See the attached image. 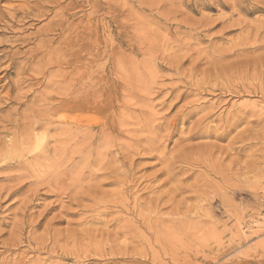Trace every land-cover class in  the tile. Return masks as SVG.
Returning <instances> with one entry per match:
<instances>
[{"label":"rangeland","instance_id":"374dc122","mask_svg":"<svg viewBox=\"0 0 264 264\" xmlns=\"http://www.w3.org/2000/svg\"><path fill=\"white\" fill-rule=\"evenodd\" d=\"M43 1L0 0V148L46 135L0 160V264H264V0ZM79 45L113 96L76 124L123 131L92 149L66 113L46 125L75 77L53 63ZM204 113L210 136L189 139Z\"/></svg>","mask_w":264,"mask_h":264},{"label":"bare ground","instance_id":"6f19581e","mask_svg":"<svg viewBox=\"0 0 264 264\" xmlns=\"http://www.w3.org/2000/svg\"><path fill=\"white\" fill-rule=\"evenodd\" d=\"M41 1H43V0H41ZM71 1V0H70ZM196 1V0H195ZM243 1V0H242ZM38 2H39V0H38ZM44 2V1H43ZM239 2V1H238ZM26 3V2H25ZM56 3V2H55ZM66 3V2H65ZM68 3V2H67ZM66 3V4H67ZM240 3V2H239ZM51 4H54V2L52 3L51 2ZM249 4V3H248ZM28 5H30V4H28ZM34 5V4H33ZM243 5V4H242ZM259 5V4H258ZM21 6H24V5H21ZM69 7V6H68ZM247 7V6H246ZM249 7V6H248ZM24 8H25V6H24ZM245 8V7H244ZM17 9V8H16ZM25 9H27L28 10V8L26 7ZM31 8L29 7V10H30ZM36 9H38V8H36ZM59 9V8H58ZM181 9H184V8H182L181 7ZM242 9H243V7H242ZM249 9V8H248ZM15 10V9H14ZM14 10H12V11H14ZM19 10V9H18ZM234 10V9H233ZM244 10V9H243ZM55 11V10H54ZM60 11V10H59ZM254 11H256V12H264V8H261L260 6L259 7H255L254 8V10L252 11V12H254ZM46 12V11H45ZM246 12H247V10H246ZM32 13V12H31ZM245 13V12H244ZM251 13V12H250ZM40 14H42V13H40ZM62 14V13H61ZM246 14V13H245ZM46 15V14H45ZM56 16H54V17H57V16H59L60 15V13L58 14V12L55 14ZM9 16V15H8ZM14 16V15H13ZM27 16V15H26ZM64 16V15H63ZM166 16V15H165ZM3 17V16H2ZM15 17V16H14ZM35 17V16H34ZM6 18V17H5ZM21 18V17H20ZM27 18V17H26ZM66 18H68V17H66ZM66 18H64V19H66ZM90 18V17H89ZM75 19V18H74ZM232 19V18H231ZM243 19V18H242ZM258 19V18H257ZM88 20V19H87ZM211 20V19H210ZM209 20V21H210ZM240 20V19H239ZM90 21V20H89ZM89 21H87V22H89ZM64 22H65V20H64ZM68 22V21H67ZM104 22V21H103ZM208 22V21H207ZM5 23V22H4ZM165 23V22H164ZM201 23V22H200ZM69 24V23H68ZM230 24V23H229ZM228 24V25H229ZM240 24H242L241 22H240ZM240 24H238V25H240ZM261 24V23H260ZM83 25V24H82ZM262 25V24H261ZM63 26H65L64 25V23L63 22H60L59 24H57V27H59L61 30L60 31H62V29H63ZM88 26V25H87ZM87 26H84L83 27V30L82 31H76V28L74 27V28H68L67 30H63V38H65L66 40H67V43H65V44H67L68 46H69V44H71L72 45V43L74 42V39L75 38H78L79 37V35L80 34H82V33H84V32H88V30L91 32V31H93V28H92V25L89 27V28H87ZM192 26V25H191ZM207 26V25H206ZM235 26V25H234ZM49 29H50V27L51 26H47ZM45 28V27H44ZM194 28V27H193ZM205 28V27H204ZM49 29H48V31H49ZM65 29V28H64ZM200 29V28H199ZM254 29V28H253ZM261 29V28H260ZM263 29V28H262ZM45 30H47V29H45ZM44 30V31H45ZM184 30V29H183ZM43 31V32H44ZM50 31H52V30H50ZM59 31V30H58ZM253 32V31H252ZM259 32V31H258ZM46 33H47V31H46ZM49 33H52V32H49ZM257 33V32H256ZM48 34V33H47ZM61 34V33H60ZM61 34V35H62ZM253 34V33H252ZM46 35V34H45ZM49 35V34H48ZM262 35V34H261ZM260 35V37L259 38H261L262 36ZM44 36V35H43ZM110 37V36H109ZM254 38H255V36H253ZM258 37V36H257ZM252 38V37H251ZM64 39V40H65ZM244 39H245V37H244ZM264 39V38H263ZM40 40V39H39ZM254 40V39H253ZM247 41H248V39H247ZM246 41V42H247ZM41 42V41H40ZM44 42V40H42V43ZM46 42V41H45ZM48 42V41H47ZM95 42V41H94ZM250 42H251V40H250ZM253 42V41H252ZM256 42V41H255ZM107 43V42H106ZM254 43V42H253ZM258 43V40H257V42L255 43V44H257ZM48 44V43H47ZM51 44V43H50ZM49 44V45H50ZM64 44V45H65ZM263 43H261V45H262ZM253 45V44H252ZM39 47V46H38ZM47 47V46H46ZM45 47V48H46ZM49 47V46H48ZM75 47L76 46H74L73 48H70V52H71V58L69 57H67V55L65 54V53H62L61 51H60V53H61V57H59V58H57L55 61H54V63L53 64H56L57 65V67L59 68V73L58 74H60V72L62 73V75H68V69L69 70H71L72 72H70V76L71 75H73V76H75L74 78H70L71 79V85H70V87H69V89H68V94H66V92H65V90L63 91V92H65V94L67 95L66 97H67V99L66 98H64V99H60V100H56L55 99V101H57L56 102V106H53L52 108H47L45 111H46V113H49L48 115L51 117L50 119H48L47 120V123H46V125L48 126H50V124L53 122V118L55 117V116H57L59 113H66L65 115H61V116H63L62 117V119L63 120H65V122H62V124H69V125H75L77 128H75L77 131V134L79 133V134H81V137H82V141H83V144L86 146V149H92V148H94L95 147V145H100V144H102V143H106L107 145H110L113 141L112 140H116L117 138H120L121 136L120 135H122V133H123V131H122V127L120 128V129H118L119 128V126H117V125H115V122L114 121H108L107 120V122H103V123H99V124H97V126L98 127H96V128H94L93 126H87V127H84V126H79V125H77L76 123H78V122H76L77 121V119H76V116L78 115V114H81V115H84V114H87V113H102V112H104V109H106V107H107V101L109 100V98L111 97L112 98V91H111V89H108V88H103V86L101 85L102 84V82H103V80H105L104 79V77H97L96 76V72L95 71H93L92 70V68H90V69H86L84 72H83V70L82 69H84V68H82L83 66L84 67H89V64L88 63H86L85 61H84V59H83V57H78V56H76V53L78 52V51H80L81 49H84L85 47L84 46H82V45H79L77 48L78 49H75ZM36 48V47H35ZM58 48V47H57ZM64 48V47H63ZM37 49H39V48H37ZM52 49V50H51ZM68 49V48H67ZM90 49V48H89ZM228 49H230V48H228ZM73 50V51H72ZM218 50H220V49H218ZM243 50V49H242ZM231 51V50H230ZM241 51V50H240ZM95 52V51H94ZM221 52V51H220ZM237 52V51H236ZM245 52V51H244ZM244 52H241L242 54H245ZM248 52V51H247ZM45 55L44 56H47L48 57V59L49 60H53V58H54V56L55 55H57V53H58V50H56L55 48H53L52 46H51V48H50V50L48 51L47 50V52L45 51ZM85 53V52H84ZM87 53V52H86ZM96 53V52H95ZM223 53V52H222ZM89 54V53H88ZM109 54V53H108ZM240 54V53H239ZM239 54H236L237 56L239 55ZM32 55V54H31ZM70 55V54H69ZM68 55V56H69ZM82 55V54H81ZM215 55V54H214ZM11 56V55H10ZM102 56V55H101ZM135 56H137V55H135ZM181 56V55H180ZM202 56V55H201ZM240 56H242V55H240ZM183 57V56H182ZM199 57V56H198ZM219 57V56H218ZM41 58V57H40ZM100 58V57H99ZM178 58V57H177ZM181 58V57H180ZM185 58H186V56H185ZM207 58V57H206ZM215 58V57H214ZM9 59V58H8ZM135 59V58H134ZM153 59V58H152ZM184 59V58H183ZM226 59V58H225ZM228 59V58H227ZM37 60V59H36ZM97 60V59H96ZM207 60V59H206ZM225 61H227V60H225ZM30 62V61H29ZM96 62V61H95ZM136 62V63H135ZM135 62H132L131 61V65H132V69H133V67H135L134 65L135 64H137V61H136V59H135ZM35 63V62H34ZM133 63H134V65H133ZM145 63V62H144ZM146 64V63H145ZM129 65V64H128ZM147 65V64H146ZM207 65H208V63H207ZM212 65H214V64H212ZM260 65V64H259ZM96 66V65H95ZM126 66V65H125ZM130 66V65H129ZM137 66H139V64L137 65ZM136 66V67H137ZM104 67V66H103ZM120 67V66H119ZM57 68V69H58ZM99 68V67H98ZM102 68V67H101ZM100 68V69H101ZM117 68V67H116ZM122 68H124V67H122ZM127 67H125V69H126ZM129 68V67H128ZM140 68V67H139ZM138 67H137V69H139ZM146 68V67H145ZM64 69H67V72H65V70ZM94 69V68H93ZM130 69V68H129ZM136 69V68H135ZM244 69V68H243ZM22 70V69H21ZM99 70V69H98ZM117 70V69H116ZM119 70H120V68H119ZM118 70V72L120 73V71ZM100 71V70H99ZM122 71V70H121ZM136 71V70H135ZM139 71V70H138ZM95 72V73H94ZM102 72V71H101ZM106 72V71H105ZM123 72V71H122ZM121 72V73H122ZM24 73H25V71H24ZM45 73V72H44ZM103 73H104V71H103ZM135 73V72H134ZM137 73V72H136ZM197 73V72H196ZM124 74V73H123ZM19 75V74H18ZM130 75V74H129ZM132 75V74H131ZM133 75H135V74H133ZM140 75V74H139ZM119 76H121V75H119ZM72 77V76H71ZM135 77V76H134ZM151 77V76H150ZM64 78H67V77H64ZM132 78V77H131ZM137 78V77H136ZM19 79V78H18ZM68 79H69V77H68ZM70 79H69V81H70ZM8 80V79H7ZM61 80V79H60ZM65 80H67V79H65ZM65 80L63 81V82H65ZM144 80V79H143ZM131 81V80H130ZM133 81H135V80H133ZM138 81V80H137ZM17 82V81H16ZM13 83V82H12ZM58 83H60V81L58 82ZM140 83V82H139ZM150 83V82H149ZM16 84V83H15ZM124 84V83H123ZM143 84V83H142ZM209 84V83H208ZM17 85H19L18 83H17ZM63 85V84H62ZM61 85V86H62ZM115 85V84H114ZM195 86H196V84H194ZM13 86H14V83H13ZM106 86V85H105ZM201 86V85H200ZM203 86V85H202ZM64 87L66 88V86L64 85ZM63 87V89H65ZM18 88H19V86H18ZM62 88V87H61ZM141 88V87H140ZM261 88V87H260ZM88 89H90V90H88ZM122 89V88H121ZM120 89V90H121ZM133 89V88H132ZM21 90V89H20ZM62 90V89H61ZM136 90V89H135ZM176 90V89H175ZM257 90V89H256ZM259 90V89H258ZM187 91V90H186ZM63 92H62V95H63ZM122 93V92H121ZM139 93V92H138ZM123 94V93H122ZM177 94V93H176ZM180 94V93H179ZM126 95V94H125ZM237 95V94H236ZM263 95V94H262ZM61 96V95H60ZM59 96V97H60ZM144 96H146V95H144ZM150 96V95H149ZM180 96V95H179ZM65 97V96H64ZM175 98V97H174ZM10 99V98H9ZM108 99V100H107ZM133 99V98H132ZM178 99V98H177ZM113 100V99H112ZM116 100H117V98H116ZM140 100V99H139ZM185 100V99H184ZM55 101H53L54 103H55ZM141 101V100H140ZM178 101V100H177ZM197 103V102H196ZM49 104V103H48ZM136 104H137V102H136ZM192 104V103H191ZM47 106H50V105H47ZM140 106V105H139ZM170 106V105H169ZM189 108V107H188ZM112 109V108H111ZM114 109V108H113ZM113 109L112 110H109L108 111V113L107 114H109V113H111L112 114V116H113V114H114V111H113ZM182 110V109H181ZM40 112V111H39ZM182 112V111H181ZM180 112V113H181ZM207 112V111H206ZM37 113V112H36ZM241 113V112H240ZM40 114H41V112H40ZM205 114V113H204ZM230 114V113H229ZM205 115H207V114H205ZM37 116V115H36ZM109 116V115H108ZM162 116V115H161ZM220 116V115H219ZM231 116V115H230ZM45 117V116H44ZM82 117H84V119H85V116H82ZM115 117V116H114ZM176 117V116H175ZM26 118H27V116H26ZM87 118V117H86ZM107 118V117H106ZM105 118V119H106ZM113 118V117H112ZM112 118H110V119H112ZM177 118V117H176ZM182 118V117H181ZM206 118H209V119H212L213 118V116H209V114L207 115V116H205V117H201V119L200 120H198V122H196V123H198L192 130H191V134H192V136H190L189 137V139H195V138H203V137H208V136H210V132L207 130V131H203V130H201V126L203 127V125H202V123H204V121L203 120H206ZM217 118V117H216ZM36 119V118H35ZM34 119V120H35ZM61 119V120H62ZM89 119H90V117H89ZM105 119H104V121H105ZM208 119V120H209ZM228 119H229V117H228ZM24 120H26L25 118H24ZM28 120H30V119H28ZM45 120V119H44ZM166 120V119H165ZM164 120V121H165ZM218 120V119H217ZM216 120V121H217ZM58 121V120H57ZM81 121H83V119L81 120ZM92 120H90V122H91ZM174 121V120H173ZM225 121V120H224ZM230 121V120H229ZM28 122V121H27ZM60 122V121H59ZM94 122V121H93ZM98 122V121H97ZM120 122V121H119ZM54 123V122H53ZM52 123V124H53ZM84 123V122H83ZM92 123V122H91ZM96 123V122H95ZM94 123V124H95ZM33 124V123H32ZM37 124H40L39 122H37ZM51 124V125H52ZM57 124V123H56ZM81 124V123H80ZM86 124V123H85ZM23 125V124H22ZM26 125H27V123H26ZM44 125V124H43ZM46 125L44 126V128L46 127ZM54 125V124H53ZM84 125V124H83ZM93 125V124H92ZM166 125V124H165ZM68 126V125H67ZM159 126V125H158ZM64 127V126H63ZM79 127V128H78ZM167 127V129L168 130H172V129H175V124H171V126H166ZM204 127H205V125H204ZM203 127V128H204ZM226 127V126H225ZM228 127V126H227ZM231 127V126H230ZM189 128V127H188ZM202 128V129H203ZM48 129L49 128H47V129H44L45 130V132H47L48 131ZM62 129H65V131H66V129H67V127L66 128H62ZM74 129V130H75ZM155 130V129H154ZM33 131H35V129H33ZM68 131V130H67ZM195 131V132H194ZM201 131H203V132H201ZM219 131H220V128H219ZM17 132V131H16ZM49 132V131H48ZM69 132V131H68ZM76 132H74V134L76 133ZM161 132V131H160ZM192 132H194V133H192ZM214 132V131H213ZM34 133V132H33ZM73 133V132H72ZM44 134V133H43ZM70 134V133H69ZM78 134V135H79ZM230 134V133H229ZM78 135H77V138H78ZM49 136V135H48ZM80 136V135H79ZM215 136V135H214ZM218 136V135H217ZM229 136V135H228ZM33 137L36 139L35 141V145L33 146V148H32V146H31V144L29 143L30 141L28 140V139H25V140H20V142H16V143H13V141L12 140H9L8 142H6L5 143V145L2 147V148H0V160L1 161H3V162H14V161H16V160H19V159H23V158H26V157H29L28 155H29V153L30 154H32L33 152H35V150H42V146H43V140L45 139V137H46V135H38V134H33ZM74 137L76 138V136L74 135ZM80 137V138H81ZM74 138V139H75ZM123 140H124V138H122ZM81 140V139H80ZM130 145V144H129ZM234 145V144H233ZM96 146V147H97ZM105 146V145H104ZM81 147V146H80ZM79 147V148H80ZM100 148H101V146H100ZM100 148L98 149V150H100ZM105 148V147H104ZM200 147H198V149H199ZM44 150V149H43ZM190 150H193V148H190ZM230 150V149H229ZM85 151V150H84ZM103 151V150H102ZM209 151V150H208ZM54 153L56 152V150H54L53 151ZM99 153H100V151H98ZM106 152V151H105ZM130 152V151H129ZM211 152V151H210ZM51 153V149L50 148H47L46 150H45V153H44V155L43 156H45L46 158H48V156H49V154ZM88 153V152H87ZM94 153V152H93ZM102 153H104V152H102ZM131 153V152H130ZM129 153V154H130ZM52 154V153H51ZM58 154V153H57ZM208 154V153H207ZM42 155V154H41ZM42 156V157H43ZM102 156H104V155H102ZM123 156H124V154H123ZM134 156V155H133ZM36 156H34L32 159H33V161H31V162H28L27 164L28 165H30L31 163H34V162H36V161H38V160H40V158H35ZM53 158H54V156H53ZM167 158V157H166ZM165 158V159H166ZM29 160V159H28ZM88 160V159H87ZM186 159L185 158H182L181 160H178V161H175V159H174V161H173V163H171L172 165L171 166H169L167 169H166V171L165 172H168V174H170L171 175V172H174V170H175V168L174 167H172L173 165H176L178 162H180V161H185ZM0 161V162H1ZM45 161H47V160H45ZM55 161V160H54ZM62 161V160H61ZM167 161V160H166ZM40 162V161H39ZM56 164V163H55ZM59 164V163H58ZM134 164V163H133ZM169 164V163H168ZM43 166V165H42ZM133 166H135V165H133ZM165 166V165H164ZM17 168V167H16ZM124 169V168H123ZM185 169V168H184ZM183 170V169H182ZM188 170V169H187ZM27 171V170H26ZM92 172H94V171H92ZM97 172H99V171H97ZM179 172V171H178ZM172 176V175H171ZM117 181V180H116ZM107 210V209H106ZM50 233V232H49ZM57 241V240H56ZM56 243V242H55ZM54 243V244H55ZM19 263V262H18ZM43 263V262H42Z\"/></svg>","mask_w":264,"mask_h":264}]
</instances>
